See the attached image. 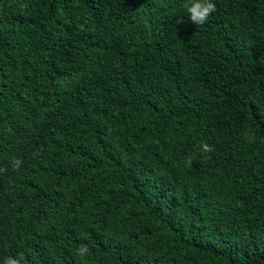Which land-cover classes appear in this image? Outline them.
Returning a JSON list of instances; mask_svg holds the SVG:
<instances>
[{
  "label": "trees",
  "instance_id": "obj_1",
  "mask_svg": "<svg viewBox=\"0 0 264 264\" xmlns=\"http://www.w3.org/2000/svg\"><path fill=\"white\" fill-rule=\"evenodd\" d=\"M212 2L0 0V264H264V0Z\"/></svg>",
  "mask_w": 264,
  "mask_h": 264
},
{
  "label": "clouds",
  "instance_id": "obj_2",
  "mask_svg": "<svg viewBox=\"0 0 264 264\" xmlns=\"http://www.w3.org/2000/svg\"><path fill=\"white\" fill-rule=\"evenodd\" d=\"M185 11L188 13V18L195 25H203L207 22L209 16L216 11V5L212 0H185L182 5ZM202 151L204 153H210L213 151V147L207 143L201 145ZM191 157L186 160L187 164H191ZM13 168L18 170L22 161L18 158L13 159ZM0 171H6V169H0ZM88 252L86 245H80L77 249V254L83 257ZM23 260V255L20 254L19 258H14L12 256L6 257L4 264H21Z\"/></svg>",
  "mask_w": 264,
  "mask_h": 264
}]
</instances>
